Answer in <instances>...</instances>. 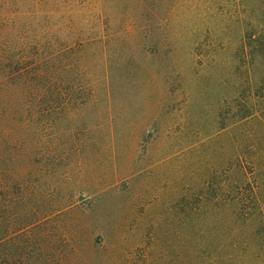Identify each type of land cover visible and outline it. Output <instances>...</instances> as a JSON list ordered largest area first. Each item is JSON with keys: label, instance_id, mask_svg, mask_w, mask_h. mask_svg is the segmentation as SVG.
Here are the masks:
<instances>
[{"label": "rangeland", "instance_id": "374dc122", "mask_svg": "<svg viewBox=\"0 0 264 264\" xmlns=\"http://www.w3.org/2000/svg\"><path fill=\"white\" fill-rule=\"evenodd\" d=\"M99 2L115 37L37 95L17 264H264V0Z\"/></svg>", "mask_w": 264, "mask_h": 264}, {"label": "trees", "instance_id": "16d2710c", "mask_svg": "<svg viewBox=\"0 0 264 264\" xmlns=\"http://www.w3.org/2000/svg\"><path fill=\"white\" fill-rule=\"evenodd\" d=\"M99 1L0 0V264H17L23 228H17V191L22 199L28 193L17 170L32 167L34 136L43 126L36 122L44 121L47 111L42 106L36 111L37 95L46 97L51 61L69 49L115 37L118 17Z\"/></svg>", "mask_w": 264, "mask_h": 264}]
</instances>
